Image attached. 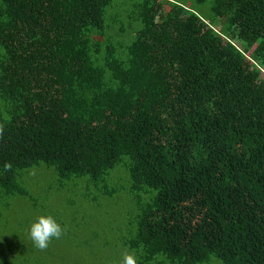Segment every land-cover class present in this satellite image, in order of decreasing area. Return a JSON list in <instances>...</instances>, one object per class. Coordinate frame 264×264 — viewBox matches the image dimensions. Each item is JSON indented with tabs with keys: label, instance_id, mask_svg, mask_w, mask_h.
I'll list each match as a JSON object with an SVG mask.
<instances>
[{
	"label": "trees",
	"instance_id": "obj_1",
	"mask_svg": "<svg viewBox=\"0 0 264 264\" xmlns=\"http://www.w3.org/2000/svg\"><path fill=\"white\" fill-rule=\"evenodd\" d=\"M190 1L0 0V264H264V0Z\"/></svg>",
	"mask_w": 264,
	"mask_h": 264
},
{
	"label": "rangeland",
	"instance_id": "obj_2",
	"mask_svg": "<svg viewBox=\"0 0 264 264\" xmlns=\"http://www.w3.org/2000/svg\"><path fill=\"white\" fill-rule=\"evenodd\" d=\"M180 1L187 2L188 4L191 3L190 0H180ZM118 171L119 172H118V174H116V176H120L122 178H125L124 169L121 168ZM37 178L38 177H34L32 179L33 184L39 183V184H41L42 190L47 189V192L52 196L51 197V201H52L51 208H52V210H58L60 207H62L63 205L66 204V200L69 198H72L73 201L76 202V205L68 206L67 207L68 209H66L65 212H66L67 216H68V214L71 215V213H72L73 219L75 216L81 218V221L79 223H80V225L83 226V228H80V229H82L81 231H80V229H77L79 231H76V233L73 236H71V238H73V239H71L70 242H68L66 239L63 240L64 244L68 245V248H69V246H75L76 243L78 245L81 243V245L84 246L83 244L86 242V245L88 243L91 244L90 247L93 246V244H96L97 238L94 236V234L91 233V231H94V233H96L97 230L101 231L102 233L106 232V236L109 237V239H111V233H112L111 223H113V217H112L113 215L107 214L106 217L104 218V216L101 214V212L98 210L97 207L89 205L86 201H83L80 198L79 199L76 198L73 194H70L67 197L58 196V195H56V190L51 189L52 186L56 187L57 183H54V182H52L51 179H47L44 177H41V178H43L42 181H39ZM112 183L114 185H118V186L121 185L120 181L117 178H115ZM129 202H130V200L127 199L126 197L124 199V202L121 201V203L123 205H127ZM106 203H107V201H106ZM120 206L122 207V205H120ZM120 206H119V208H120ZM1 209H2V211H4L3 208H1ZM28 217L29 216L21 215L19 217L18 222H16V224L12 223L13 224V228H11L12 230L11 229L4 230L0 227V240H2V238H3V242L0 243V258L3 256V254H5V250L2 251L1 248H6L7 245H9L14 240V238L12 237V235L10 233V230L13 234L15 233V235L17 236V240H14L15 243L21 242L22 240L21 241H18V240L24 236H26L27 238H30L29 234H28L29 229L26 230L24 227L19 226ZM91 217H93V219H91ZM84 218H85V220H83ZM88 219H90V220H88ZM34 220H35V218L29 219L30 223H32ZM5 236L7 237V239L10 238L12 241L5 240ZM107 237H104V238H107ZM60 242H62V241H60Z\"/></svg>",
	"mask_w": 264,
	"mask_h": 264
},
{
	"label": "clouds",
	"instance_id": "obj_3",
	"mask_svg": "<svg viewBox=\"0 0 264 264\" xmlns=\"http://www.w3.org/2000/svg\"><path fill=\"white\" fill-rule=\"evenodd\" d=\"M29 237L35 247L45 249L52 239H59L63 234L60 223L52 216H39L29 225ZM4 237V236H3ZM3 242L0 240V243ZM122 264H137L133 254H125Z\"/></svg>",
	"mask_w": 264,
	"mask_h": 264
}]
</instances>
